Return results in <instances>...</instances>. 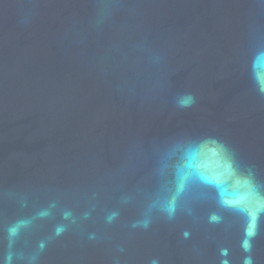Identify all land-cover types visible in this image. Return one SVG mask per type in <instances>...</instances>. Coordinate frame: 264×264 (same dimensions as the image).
Instances as JSON below:
<instances>
[{
    "label": "water",
    "instance_id": "obj_1",
    "mask_svg": "<svg viewBox=\"0 0 264 264\" xmlns=\"http://www.w3.org/2000/svg\"><path fill=\"white\" fill-rule=\"evenodd\" d=\"M262 83L264 0H0V264H264Z\"/></svg>",
    "mask_w": 264,
    "mask_h": 264
},
{
    "label": "clouds",
    "instance_id": "obj_2",
    "mask_svg": "<svg viewBox=\"0 0 264 264\" xmlns=\"http://www.w3.org/2000/svg\"><path fill=\"white\" fill-rule=\"evenodd\" d=\"M259 90H260L262 93H264V83H262V84L260 85V89H259ZM192 103H194V98H193L191 95H186V96L182 97V98L180 99V101H179V105H180L181 107H189V106H191ZM165 210H166L170 215L173 213V211H174V200H173L172 203H169V204L166 206ZM211 220H213V221H218V220H219V217L213 215V216L211 217ZM21 223H23V222H21ZM143 224H144L145 227H147L148 222H147V221H144ZM17 227H18V225H17V226H13L12 228L9 229V234H10V236H14V235H16ZM253 229H254V223L252 224V230H250V228H248L247 233H246L247 237H251L252 235H254V231H253ZM187 235H188V234L185 233V236H187ZM242 246H243V248L245 249V251H249V250H250V243H249V240H248V239H245V240L243 241V245H242ZM223 254L226 255V251H225ZM10 260H11V257L9 256V261H10ZM154 264H155V262H154ZM223 264H227V261H224ZM244 264H253V262H252V258H251L250 256L245 257V259H244Z\"/></svg>",
    "mask_w": 264,
    "mask_h": 264
},
{
    "label": "snow or ice",
    "instance_id": "obj_3",
    "mask_svg": "<svg viewBox=\"0 0 264 264\" xmlns=\"http://www.w3.org/2000/svg\"><path fill=\"white\" fill-rule=\"evenodd\" d=\"M250 230H252V225L249 226Z\"/></svg>",
    "mask_w": 264,
    "mask_h": 264
}]
</instances>
